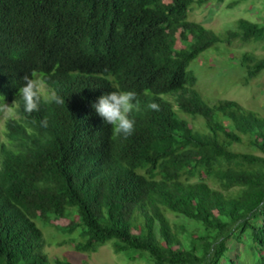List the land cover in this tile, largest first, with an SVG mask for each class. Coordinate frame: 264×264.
<instances>
[{"label": "trees", "instance_id": "16d2710c", "mask_svg": "<svg viewBox=\"0 0 264 264\" xmlns=\"http://www.w3.org/2000/svg\"><path fill=\"white\" fill-rule=\"evenodd\" d=\"M207 1L0 0V90L18 102L0 141V264H74L48 256L36 221L80 228L79 252L110 242L152 264H264V115L208 105L188 70L218 43L264 39V23L239 18L220 37L187 19ZM240 63L245 82L264 70V56ZM32 71L64 105L23 111L17 93ZM126 90L140 105L124 138L92 105Z\"/></svg>", "mask_w": 264, "mask_h": 264}, {"label": "rangeland", "instance_id": "374dc122", "mask_svg": "<svg viewBox=\"0 0 264 264\" xmlns=\"http://www.w3.org/2000/svg\"><path fill=\"white\" fill-rule=\"evenodd\" d=\"M193 7L188 12L187 19L211 29L220 37L225 35L226 30L234 28L239 18L264 23V0H223L222 2L208 0L199 6ZM217 45H219L218 52L214 50L215 46H212L195 61L189 63L188 70L192 71L197 77L194 88L204 102L210 106L221 100H232L245 108H250L264 115V70L245 82L246 69L240 65V58L245 52L252 54L255 58L264 56V39L244 42L238 38H233L230 43L223 42ZM47 89L46 86V91ZM168 95L163 94L162 97L167 99ZM0 96L3 97L4 103L12 104V101L4 100L6 95L1 90ZM168 100L176 108L175 97L171 96ZM180 115L188 119L187 121L191 120L196 129L203 130L200 123L204 126V121L200 116H192L182 112ZM13 118H18L17 112ZM6 121V118L0 116V141L2 140L5 143H7L5 135ZM232 148L263 156V154L247 145L233 144ZM213 186H216V184H213ZM169 216L172 217L171 214ZM36 224L41 229L42 239L46 243L44 251L50 257L55 256L62 260L68 259L74 264H152L147 259L138 257L139 253L135 251L113 252L110 242L101 245L96 251H76L70 242L81 239L80 228H77L72 234H65L61 228L56 229L47 223L36 221ZM232 245L235 246L233 250H241L242 248L239 244L232 243Z\"/></svg>", "mask_w": 264, "mask_h": 264}, {"label": "clouds", "instance_id": "9594fccd", "mask_svg": "<svg viewBox=\"0 0 264 264\" xmlns=\"http://www.w3.org/2000/svg\"><path fill=\"white\" fill-rule=\"evenodd\" d=\"M22 80L23 84L19 87L17 96H19L20 100L23 102V111L25 113L32 114L33 112H38L42 103H55L56 105L65 104L64 98L58 95L53 88L46 85L42 73L39 74L36 71H32L30 75L25 74ZM46 86L49 92L46 91ZM169 97H171V95L167 96V100ZM17 103L15 99L12 101L11 105H8L3 102V97L0 96V116L7 120L13 118L17 112ZM139 105L140 101L137 93L135 91L126 90L112 91L106 95H101L92 106L97 115L100 116L106 124L112 127L114 136H123L127 138L133 135L135 131V120L130 119V114L134 110H139ZM147 108L152 111H159V105L155 102L148 103ZM40 124L42 127H47V117L40 121Z\"/></svg>", "mask_w": 264, "mask_h": 264}]
</instances>
